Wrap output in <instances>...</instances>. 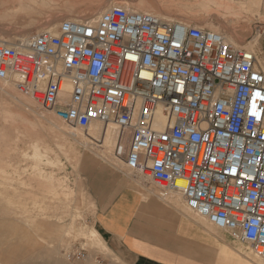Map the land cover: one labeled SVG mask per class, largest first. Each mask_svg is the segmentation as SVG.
<instances>
[{
  "label": "built area",
  "instance_id": "2783aa9c",
  "mask_svg": "<svg viewBox=\"0 0 264 264\" xmlns=\"http://www.w3.org/2000/svg\"><path fill=\"white\" fill-rule=\"evenodd\" d=\"M10 78L69 125L129 129L128 172L162 197L180 194L189 213L264 260V69L253 52L208 28L112 6L23 44L0 41V79ZM158 105L161 130L142 123Z\"/></svg>",
  "mask_w": 264,
  "mask_h": 264
},
{
  "label": "rangeland",
  "instance_id": "374dc122",
  "mask_svg": "<svg viewBox=\"0 0 264 264\" xmlns=\"http://www.w3.org/2000/svg\"><path fill=\"white\" fill-rule=\"evenodd\" d=\"M200 1L167 0L162 6L157 0H10L7 2L0 0V16L20 10V12L16 11L13 17L0 18V39H10L12 45L19 44L25 32L31 31L35 35V32L39 33L47 29L50 31L49 28L57 21L56 31L61 21L73 18L78 21L100 12L105 7L121 6L125 9L147 11L156 15L165 12L174 17L172 21L203 26L213 31L227 29L223 24L220 25L222 20L233 30L238 44L250 50L252 48L257 50L258 46L253 47L252 44L247 43L255 36L258 29L264 28V8L251 7L247 11L240 9L235 17L223 10H215L212 5L208 10L204 9L198 4ZM216 14L219 18L215 17ZM33 15L34 18L29 17ZM222 15L223 17H220ZM259 42L262 54L258 55V58L262 60L264 35L259 37ZM6 44L9 45V43ZM9 81L0 82V166L1 159H7L5 156V150H7L10 153V163H19L21 169H26V172L20 171L23 174L22 178L28 181L30 166L34 163L31 147V141H34L42 154L39 160L40 167L51 171L54 176L63 180L64 187L61 189L64 195L59 194L50 201L47 199L45 201L47 208H45L42 206V195L27 193L24 189L26 186L18 185V181L5 180L0 183V264H19L25 256L33 257V261L44 259L42 256L46 250L35 236V232L38 236L44 235V232L40 230V233L38 232V226L44 225V222L38 218L31 219L35 213L33 211L35 207L31 204L33 199L36 200L34 197L39 200V204L41 203V211L49 213L50 219L47 225L51 230L64 232L68 230V233L61 237L67 236L69 240L67 238L62 240L55 234L49 241L57 249V257L65 264H126L105 251L104 245L98 241L92 228L97 204L103 199L105 191L117 174L127 171L124 161H119V158L113 154L117 146L110 147L103 144L100 137L91 133L89 127L82 130L69 125L61 118L57 108H50V111L38 104L33 96L19 91L15 84L12 85L11 83H15L14 80L10 78ZM23 98L29 100L27 103L30 107L22 105L20 101ZM6 116L7 119H4L3 117ZM128 142L125 151H127ZM44 146H48L49 150H45ZM47 156L50 158L49 164L45 160ZM85 159L93 161L90 169H85L87 165H84ZM103 174L105 176L100 179L98 175ZM30 189L39 191L44 190L45 187L35 186ZM15 190H17L16 196H14ZM171 195L181 202L180 195L176 193ZM181 209L184 214L198 219L209 229L218 230L207 224L206 220L189 213L183 202ZM24 214L30 216L29 220H33L31 227L35 232L21 222V216ZM25 236L27 241L24 240ZM260 262L264 264V261Z\"/></svg>",
  "mask_w": 264,
  "mask_h": 264
},
{
  "label": "crops",
  "instance_id": "0c3cea01",
  "mask_svg": "<svg viewBox=\"0 0 264 264\" xmlns=\"http://www.w3.org/2000/svg\"><path fill=\"white\" fill-rule=\"evenodd\" d=\"M83 162L85 169L93 166ZM182 202L160 196L152 180L122 171L97 204L92 228L105 251L126 264H261L246 242L184 214Z\"/></svg>",
  "mask_w": 264,
  "mask_h": 264
},
{
  "label": "bare ground",
  "instance_id": "6f19581e",
  "mask_svg": "<svg viewBox=\"0 0 264 264\" xmlns=\"http://www.w3.org/2000/svg\"><path fill=\"white\" fill-rule=\"evenodd\" d=\"M166 1L167 0H157V2L160 5H162V6L164 5V3ZM198 4H200V6L202 8L207 9V10L210 8V5H212V6H214L215 10H219L220 9V10H223V12L228 13L229 15H233V16L236 17L239 14V10L240 9L245 10V11L249 10L251 7H255L257 9H261L262 6L264 5V0H201ZM108 9H109L108 7H105L100 12L95 13V14L90 15V16H86L84 18L85 19L88 18V19L96 20L104 11H106ZM126 10H128V11H137V12H147V11H138V10H134V9H126ZM148 13H152V12H148ZM152 14H154V13H152ZM257 14H255V15H257ZM154 15H156V14H154ZM156 16H158L160 19H162L164 21H172L173 18H174L172 15H170L168 13H165V12H162V13H160V15H156ZM215 17L219 18L218 14H216ZM220 17H223V15L220 16ZM59 19H60V17H59ZM81 19H83V18H81ZM81 19H79V20H81ZM72 20L75 21V18H73ZM230 20H229V22H230ZM179 22H181V21H179ZM224 22L222 20H220V25L223 24V26L224 27L226 26L227 29L226 28L225 29L222 28V29H219V30H217L215 32H218L219 34L224 36V38L228 42L232 43L236 47H239V48L241 47V48H244V49H247V50L253 52L255 57H256L258 65L261 66L264 69V58L262 60H260L258 58V55L262 54V50L260 48L259 37L261 35H264V28L263 29H258L257 28L258 30L255 32V36L250 41H248L247 44H249V45L252 44L253 47H254V45L258 46L257 50L256 49L254 50V48H252V46H251L252 49L250 50V49L246 48L245 46L238 44V40L235 37V34H233L234 33L233 30H231V28H229V26L226 24V22L225 23ZM53 23H55V22H53ZM182 23L187 25V26L188 25H193V24H187V23H184V22H182ZM57 24L58 23L56 21V24H53L54 26L49 28V29H51L50 30L51 32H55V28H56ZM218 25H219V23H218ZM194 26H197V25H194ZM198 27L205 28L203 26H198ZM217 27H219V26H217ZM230 27H231V25H230ZM41 32H43V31H41ZM35 34H38V33L35 32ZM31 36H33V33L25 32L24 35H23V38H21L22 40L19 41L20 42L19 44H23L26 41H28ZM0 41H4L5 43H9V45L13 44V43H10V42H12V41H10V39H5L4 40V38H3V39H0ZM12 81H13V79H12ZM11 84L14 85L15 83H11ZM11 84H9V85H11ZM16 88H17V86H16ZM20 102L22 103V105H25L26 107H30L29 104L27 103V102H29V100L27 98H23ZM38 104H40V103L38 102ZM150 108H151L150 115L147 113L144 117H142L143 118L142 123L149 124V126H151L153 129H157V130L163 129L166 126V124H167V119H166L165 113L163 111V106H160V105L155 106V107L151 106ZM48 109H50V108H48ZM50 111H51V109H50ZM8 114H9V112H8ZM19 116H21V115L19 114ZM141 116L142 115L140 113H137V117L138 118H141ZM3 118L7 119V116L3 117ZM139 122H141L140 119H139ZM42 125L43 124H41V126ZM89 128L91 129V133L94 136H98V138L100 137V139L103 142V144L108 145L110 147L117 146V150H115L113 152V154L116 157L119 158V161H125V152H126L125 148L127 146V142H128L129 137H130V130L129 129H122L120 127H117L115 125V123L112 122V121H108V122H104V123L95 122V123L91 124L89 126ZM27 139H28V137H27ZM31 147H32V158L34 159V163L30 166V169H31V171L29 173V178L30 179L27 181V180H24V178H22L23 174H22V172L20 170L25 171L26 169L25 168L21 169L19 163H15V164L10 163V159H9L10 158V156H9L10 153L7 152V150H5V156H6L7 159H1L2 165L0 166V177H1L2 181L0 183H2L5 180L18 181L17 182L18 185L20 184L22 186L28 187V188L24 187V189H25V191L27 193H33L36 196L38 194H41L42 198H43L42 206L47 208L46 207L47 205H46V202H45L47 199H48V201H50V199L55 198V196H58L59 194L64 195L63 189H61L62 187H64V182H63V180H61V179L57 178L56 176H54V174L51 171H49L47 169H43V167H40L39 160H41V155L42 154H41V151L38 148L39 146H38V144H35L34 141H31ZM43 148L45 150H47V151L49 150L48 146H44ZM47 151H44V152L46 153ZM45 160H46V162L48 164L50 163L49 156H47ZM35 186L36 187H45V189L44 190H39V191H34V190L30 189V188L35 187ZM156 188H157L159 193H162L163 189L159 188L158 186H156ZM172 193H175V192L168 193L167 195L172 194ZM16 194H17V190L14 191V196H16ZM176 194H178V193H176ZM20 195L21 194H19V196ZM178 195H180V194H178ZM25 198L28 199L30 197H25ZM34 198L36 200L33 199L31 204L35 207L34 210H33L35 213L31 216V219H32V217L36 218V219L38 218V219H41L42 222H44V225L42 224L40 227L38 226V232L40 230L41 232H44V235L43 236H40V235L38 236L37 233L32 229L31 224L33 223V220H29L30 216H27L26 214H24L23 216H21V218H22L21 222L28 229H31V230H33L35 232V236L41 242L42 247L46 251L44 252V256H42V257H44L43 260H39V259L36 260L35 259V261H33V257L25 256V257H23L24 260H22L19 264H65V262H63L62 260H60L57 257V253H58L57 249L55 247H53L49 243V241L53 239L55 234H56V236H59V237H61L62 235H66L68 233V230L66 229L65 232L64 231H60V230H58V231L51 230L50 227H48V225H47V224H49V219H50L49 213L44 211V210L41 211V209H40L41 208V206H40L41 203L39 204V200L36 197H34ZM199 218L203 219L201 217H199ZM203 220H205V219H203ZM93 233L95 234L94 231H93ZM233 237L238 239L235 236H233ZM61 238H62V240H66V238H67V240H69V238L67 236H63ZM24 240L27 241V237L26 236H25ZM35 255H37V254H35ZM253 255L256 258H258L254 253H253ZM39 257L40 256L38 255V258ZM258 259H260V258H258ZM260 260H262V259H260ZM262 261H264V260H262Z\"/></svg>",
  "mask_w": 264,
  "mask_h": 264
},
{
  "label": "snow or ice",
  "instance_id": "6c2138e0",
  "mask_svg": "<svg viewBox=\"0 0 264 264\" xmlns=\"http://www.w3.org/2000/svg\"><path fill=\"white\" fill-rule=\"evenodd\" d=\"M133 59H135V57H132ZM253 115H255V113H253Z\"/></svg>",
  "mask_w": 264,
  "mask_h": 264
}]
</instances>
